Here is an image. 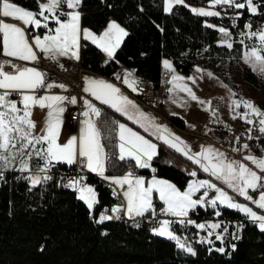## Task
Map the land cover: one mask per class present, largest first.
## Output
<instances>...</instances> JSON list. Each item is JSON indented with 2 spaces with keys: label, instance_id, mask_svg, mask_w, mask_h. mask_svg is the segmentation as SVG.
I'll return each mask as SVG.
<instances>
[{
  "label": "snow or ice",
  "instance_id": "snow-or-ice-1",
  "mask_svg": "<svg viewBox=\"0 0 264 264\" xmlns=\"http://www.w3.org/2000/svg\"><path fill=\"white\" fill-rule=\"evenodd\" d=\"M183 0H164V11L171 12L173 4H182ZM81 0H46L39 3V11L33 12L17 6L10 0H0V17L9 18L22 22L24 28L18 27L13 23H7L0 19V44H2V54L20 61L36 62L38 59L37 51L42 53L45 58L56 61L60 57L68 59H80L81 40L90 41L96 47L107 54L109 59L114 56L115 50L120 46L123 38L128 35L115 21L110 22L107 28L96 35L87 28L81 27V16L76 9L80 6ZM218 5H227L229 8L247 9L252 15L258 14L259 5L254 0H211L209 9ZM66 6L72 11L64 13L60 9ZM187 6V5H185ZM200 16L219 17L221 13L215 10L192 9ZM64 19H61V17ZM240 18L237 13L235 19ZM54 22L56 27H49V23ZM31 27L34 31L45 29V33L35 35L29 40L25 29ZM206 27H214L206 24ZM246 32H242L239 43L244 46L242 59L254 72L264 74V27L253 31L252 24H246ZM222 37L221 45L232 49L230 32L224 28L216 29ZM245 40H255L256 46L245 44ZM10 61L0 62V179H3V171H18L22 175L17 179L27 180L32 188L47 183L53 177L50 174L57 164H66L71 167L79 163L88 172L94 173L119 188L127 186L123 191L124 207L116 206L111 208V215L102 213L96 223H103L113 219H120L121 211L129 219L143 217L151 212L156 215L154 206V194L163 204L162 215L178 218L172 220H160L158 226L152 229L154 235L175 241L176 246L192 255H195L193 248L182 241L174 234L171 227L173 223L194 224L193 221L186 219L190 211L197 207H211L216 209L218 206L235 210L243 214L252 221L260 231L264 232V215L258 214L246 204L238 203L226 191L217 187L208 180H191L187 188L181 191L176 185L167 180L152 179L145 181L141 176L135 175L133 171H128L122 177L105 176L107 168L112 165V158L119 161H134L135 167L140 169L151 168V161L157 155V145L145 139L144 136L133 131L123 123L118 124L117 139L115 145L118 155L105 151L106 145L102 143L103 134L101 127L98 126V118L102 116L101 110L88 100H84L85 111L82 113L84 119L80 121L81 128L79 136H71L66 142H60L61 129L64 124V113L66 111L65 101L75 105L76 97H66L63 95L45 94L37 95L40 89L50 92L53 88H60L67 91L63 83H47V74L35 67H17L13 65L12 73L5 72L3 69ZM165 69L174 73L172 64L165 60ZM197 72L202 70L197 68ZM209 77L212 76L208 73ZM120 77L118 76L117 79ZM183 76L173 74L168 81L173 87L169 92L180 91L185 93L191 100L196 101L197 97L192 89L183 83ZM191 80L192 78L189 77ZM124 84L135 91L139 81L134 78L133 73L126 72ZM195 81L193 80V83ZM85 93L90 94L101 104L107 105L114 111L125 116L145 131L149 127L155 128L156 138L173 148L176 152L186 156L194 164H198L205 172L226 184L237 196L243 200L254 204L256 208L264 212V191L259 193L258 198H253L249 192H256L264 188V176L258 175L257 171L246 166L244 163L228 160L225 154L212 147H201L195 154L191 152V147L168 132L167 128L156 125L149 117L137 110L136 114H130L129 107L135 105L126 96L120 94V89L103 80L85 78ZM15 93L19 95V100L10 99ZM235 96V93L232 94ZM204 104V101H199ZM210 105L211 102L209 101ZM230 110L234 112L232 119L240 118L249 125L258 124V131L264 135V110H261L251 100L233 99ZM35 108L44 113L42 124L33 119ZM243 109V112L237 111ZM208 109L205 108V111ZM215 116V111L212 112ZM117 124L116 121H112ZM252 129H249V133ZM153 134V133H150ZM248 139H252L249 135ZM245 149L248 145H243ZM235 151V149H234ZM243 160L248 161L260 173H264V156L257 158L254 155H245ZM33 161H36L33 164ZM155 172V169H152ZM28 173V175H23ZM192 177H196L195 171L191 172ZM67 183H63V180ZM61 186L71 189L77 194V199L82 201L91 211L97 205L96 190L85 183L84 175L70 176L61 178ZM203 190L202 195L197 196ZM214 191L215 196L209 197V192ZM195 197V198H194ZM220 211H215V216L219 217ZM137 227L139 225H136ZM199 230L210 229L208 238H201L200 243H211L209 239L215 230L220 228L219 223L195 224ZM227 229H225V232ZM216 240L223 242V235L216 234ZM223 252L224 249H218Z\"/></svg>",
  "mask_w": 264,
  "mask_h": 264
},
{
  "label": "trees",
  "instance_id": "trees-1",
  "mask_svg": "<svg viewBox=\"0 0 264 264\" xmlns=\"http://www.w3.org/2000/svg\"><path fill=\"white\" fill-rule=\"evenodd\" d=\"M10 1L27 10H39L40 0ZM185 2L203 6L209 0ZM254 3L259 5L258 14L242 9L238 28L230 32L233 47L229 49L221 45L222 37L216 30L221 26L220 16H200L179 4L166 13L164 0H81L84 27L100 33L114 20L128 33L113 58L105 64L99 60L98 49L83 41L79 54L81 64L112 80L120 68H125L158 85L166 70L163 61H169L176 71L181 69L182 74L189 75L200 57L205 60V67L220 65L219 71L213 72L238 98L239 85L232 79L234 73H239L254 89L262 83L257 73L243 64L244 46L239 43L240 34L247 31L245 25L249 18L259 20L264 27V0H254ZM206 24L214 27H206ZM245 44L255 46L257 42L245 40ZM260 107L264 109V99ZM112 121L115 119L111 115L102 113L98 126L104 137L105 151L117 155V125ZM168 121L179 129L184 128L183 120L177 116ZM260 141L264 143V138ZM152 164L157 172L155 177L167 179L179 189L187 186L190 177L172 164L164 165L157 158ZM112 165L106 171L111 177L128 171L153 176L152 169L140 170L133 161H119L115 156ZM50 174L52 180L32 188L27 180L17 179L21 173H6V182L0 184V264H264V232L256 224H246L237 241L232 242V223L246 220L236 211L219 208L221 215L217 217L211 207H197L189 215L196 223L218 221L221 227L209 238L211 243L197 242L202 237L208 238L204 230L199 233L194 228L184 232L174 229V234L193 248L195 255H192L179 249L175 241L154 235L152 231L132 230L115 220L96 223L105 212L109 195L98 185L94 175L78 174L84 175L85 183L97 191L98 203L90 211L76 198L74 191L61 186V178L74 176L72 166L57 164ZM160 205L158 202L155 205L158 211ZM216 234L223 235V242L215 239ZM220 248L224 251L220 252Z\"/></svg>",
  "mask_w": 264,
  "mask_h": 264
},
{
  "label": "crops",
  "instance_id": "crops-1",
  "mask_svg": "<svg viewBox=\"0 0 264 264\" xmlns=\"http://www.w3.org/2000/svg\"><path fill=\"white\" fill-rule=\"evenodd\" d=\"M44 2H46V0H40L39 1V3H44ZM173 5H177V4H173ZM179 5H187V7L191 11H192V9H201V8H204L205 10H215V11H217L216 9H212V8L209 9L208 4L203 5V6H192V5H188L185 2V0H183V3L182 4H179ZM17 6H19V5H17ZM25 10H27V9H25ZM60 11L61 12H64V13H67V12H70L72 10L71 9H68L66 6H62L61 9H60ZM76 11H78L80 13V16H81V27L82 28H87V27H84L82 25V18L84 16V13L81 11L80 6L76 9ZM0 19H4L5 22H7V23H13V24H15L18 27L24 28V25L20 21L12 20V19H9V18H3V17H0ZM61 19H64V17L62 16ZM112 21H114V20H110L106 24L105 28L100 33H95L92 30H90L89 28H87V29H89L90 31H92L96 35H100L107 28V25L110 22H112ZM49 27L54 28V27H56V25L54 24V22H50L49 23ZM25 31H26V35L28 36L29 40L31 41V38L33 36H35V35H41L42 36L45 33L46 30L45 29H38V30H35L34 31L31 27H28V28L25 29ZM124 38H123V40H124ZM82 42H83V40H81V44H82ZM87 42L91 43L90 41H87ZM94 46L96 47V45H94ZM96 48L98 49L99 60H100L101 63L105 64L106 62H108L109 60H111L113 58L112 57L111 59H109V57L107 56V54L105 52H103L98 47H96ZM36 51H37V55H38V59H37L36 62L20 61V60H16L14 58H11V57H5V56H3V54H2V44H0V62L10 61V63H8V64L5 65V67H4L3 70L5 72L12 73L14 71L13 65H15L17 67H35L38 70H40L42 72H45L47 74V80H46L47 83H57V84L62 83L57 78H55V77H49L48 76L47 71L44 70V68L42 67L41 62H40V58H44V59H47V58H45V56L42 53H40L38 50H36ZM48 60H50V59H48ZM67 60H68V58H66V57H60V58H58V60H56L54 62H56L58 64H63ZM50 61H53V60H50ZM126 72L133 73V71H131V70L122 68L120 71H118L116 73L115 79H113V80L111 79L110 80L108 78H105V77H102V76L98 75L97 73H93V72L87 71L83 75L82 90L85 87V78L86 77L89 78V79L103 80V81H105L107 83H110V84L114 85L115 87L119 88L120 89V94L126 96L135 105V108H132L131 106L129 107L130 114L135 115L136 112H137V110H139L140 112L145 113L149 117L150 120H152V121L155 122L156 125H159V126H161L163 128H167V130H168L169 133H171L174 136H178L186 144L189 143V139L186 136H184L181 132H179L180 129L178 127H176L175 125L171 124L166 119H169L172 116H177V117L181 118L183 120V122H184V128L183 129L186 132H188V133H195V132L206 131L207 133L210 134V131H213V135H210V136H211V139L213 140L214 143H212L209 146H206L205 148L212 147L214 149H217V150L223 152L224 154H225V151H224L223 146H222L223 145V138L228 133H237V132H239L247 124V123L245 124V122L242 119H240V118L232 119V116L234 115V112H232L231 110L229 111V113L226 112L225 110H223V112L221 114L222 108H218V107H219V105L222 107V104H217L216 105V108H214L213 104L211 105L214 110L218 108V109H220V111H218V113L216 112V115L215 116L217 118L214 120V122L209 121L208 119H206V118L203 117L208 112H202L201 114H198L197 113V111L199 110V108L202 105L201 103H199V101H202L199 96H196L197 97V100L196 101L189 102L183 96L178 97L176 95V91H174L172 93L169 92V96L160 105H152V104H149L148 107L151 109V111H145V110L142 109V107L138 103H136L134 100H132L130 98V96H129V93L130 92H134V91L131 90L129 87H127L124 84V82H123L124 75H125ZM167 74H168V71H165L162 76H166ZM172 74H170L171 77H172ZM133 75H134V78L137 79L138 81L141 80V78H139L138 76H136L134 73H133ZM118 76L120 77L119 79H117ZM172 87H173V85L170 84V87L169 88H172ZM42 90L44 91L42 95H45V94H54V95H63L64 96V91L61 90L60 88H53V89L50 90V92H45L44 89H42ZM84 94L87 96L89 102H91L97 108H99L101 110V113H107L108 115H111V117H113L115 119V121L117 122V124H116L117 125L116 134L118 132V124L119 123H123L127 127L131 128L133 131H135L138 134L144 136L145 139H147L150 142L155 143L157 145V155L151 161V168H146V169H140L139 168L140 170L148 171V172L151 171V169L153 167V164L152 163L157 158V160H159L160 162H162L164 165H171L172 164L176 169H178L182 173L187 174L190 177L189 182L191 180H193V179H196V180H208V181L214 183L217 187H219L222 190L226 191L229 195L233 196V198L236 200V202L242 203V204H246L249 207H252L253 210L256 211L258 214L264 215V212H262L260 209L256 208L254 204H250L248 201L243 200L242 197L237 196L231 189H229L227 187L226 184L222 183L220 180L215 179L214 177H212L208 173H205L200 168V166L198 164H194L191 160L187 159L186 156L182 155L179 152H176L173 148H170L167 144H165L161 140L157 139L156 138V135H159V133H155V128L149 127V130L148 131H145L143 128L139 127L137 124L133 123L131 120L127 119L125 116H123L120 113L114 111L112 108L108 107L107 105L101 104L98 100H95L90 94L85 93V92H84ZM10 99H15V98H13L12 96H10ZM207 103L208 102H207V99H206V106H207ZM64 106L66 108V111H65L64 116H63L64 124H63L62 129H61L60 142H66L67 139L70 138L73 135H76L78 137L79 136V132H80V128H81V123L80 122L76 124V123H72V122H70L68 120L69 110L70 109L66 105H64ZM208 106H209V104H208ZM223 106H224V104H223ZM207 109H208V107H207ZM152 110L153 111H156L158 114L153 113ZM237 111L243 112V109L241 108V109H238ZM45 112H46V109L43 110V111L41 109H39V108H35L34 109L33 119L38 122V126L40 124H42V121L44 119V113ZM99 119L100 118H98V120ZM201 123H202V125H201ZM206 125H208V126H206ZM150 133H153V134H150ZM116 137H117V135H116ZM117 143H118V139H117ZM191 152L193 154L197 153L196 151H193L192 149H191ZM239 153L242 155V159L241 160H237V159H228V160H234V161H238V162L244 163L246 166L252 168L254 171H257L258 175H260V174H263L264 175V173H260L248 161L243 160V157L245 155L251 154V155L256 156L251 150H249V149H241V150H239ZM117 155H118V150H117ZM225 157H226V155H225ZM256 157L257 158H260L258 156H256ZM35 163H36V161H33V164H35ZM84 169L87 171L86 168H84ZM193 171H195L197 173L196 177H192L190 175V173L193 172ZM13 172L20 173L18 171H13ZM87 173L92 174V175H96V174L91 173V172H88V171H87ZM24 174L28 175V173H24ZM126 174H124V175H126ZM124 175L113 176V177L118 178V177H122ZM135 175L143 177L145 179V181H148V180L152 179L153 177H155V176L146 177V174H135ZM105 176H108V175H106V172H105ZM108 177H111V176H108ZM155 178L156 179L167 180V179L160 178V177H155ZM167 181L170 182L169 180H167ZM170 183H172V182H170ZM172 184H174V183H172ZM90 186H92V185H90ZM92 187L94 188V186H92ZM126 188H127L126 185L123 188H120L122 194H123V191L126 190ZM186 188H187V186L184 189H180V190L183 191ZM200 193H197V196H199ZM213 193H214V196H215V192L214 191H213ZM256 198H258V197H256ZM153 202H154V206L156 205L157 202L159 204H161L159 211L155 207L156 212L161 213V211L163 209V204L159 201L158 197L155 196V194H154V201ZM219 208H223V207H219L218 206L216 209H214V211H217ZM211 209H213V208H211ZM233 211H235V210H233ZM106 214L110 215L109 213H106ZM150 214H152V213L149 212V213H146L145 215H150ZM239 214L242 215V216H244L241 213H239ZM164 216H166V215H164ZM187 219L194 222V224H186L188 228H194V230L196 232H199V233L202 232V230H199V229H197L195 227V224H201V223H196L194 221V219H192L190 217H187ZM217 222L218 221H216L215 223H217Z\"/></svg>",
  "mask_w": 264,
  "mask_h": 264
},
{
  "label": "built area",
  "instance_id": "built-area-1",
  "mask_svg": "<svg viewBox=\"0 0 264 264\" xmlns=\"http://www.w3.org/2000/svg\"><path fill=\"white\" fill-rule=\"evenodd\" d=\"M211 0L208 2V6L210 5ZM212 9H216L221 13L220 17H222L221 27L226 28L229 32L235 31L238 28L239 19H235V16L237 13L241 14L242 9H235V8H229L227 5H218L215 6ZM251 23L253 28V31L259 30L261 27H263L262 23L255 19V18H249L247 20V24ZM40 61L42 65L44 66V70L47 71L49 77H55L59 81H61L66 87L67 91H64V96L66 97H76V104L72 105L65 101V105L70 109L69 110V116L68 120L72 123H79L81 120L84 119L82 113L86 110L84 107V100H88L87 96L84 94L82 90L83 85V75L85 72L89 71L87 70L82 64L80 59H68L63 64H58L54 61H50L48 59L40 58ZM122 68H120L118 71H120ZM182 72L181 69L175 70L176 74H180ZM172 74L168 72L166 76H162L160 79V82L158 85H156L152 81L148 80H140L139 85L136 88L134 92H130L129 96L132 100H134L136 103H138L145 111H151V109L148 107L149 104L152 105H159L161 104L169 95V87L170 84L169 81V75ZM43 90L40 89L36 94L42 95ZM13 98H15L17 101L19 100V95L13 93L11 95ZM256 106L261 108L257 102L252 101ZM261 110H264L261 108ZM153 112V110H152ZM259 125H248L239 133H228L223 141V149L225 151V155L227 159H237L241 160L242 155L239 153V150L245 149L243 145L247 144L249 150H251L256 156L262 157L264 156V143L260 141L264 137L259 131H258ZM252 129V131L249 133V129ZM249 135H251L252 139H248ZM213 140L206 136H195L192 140L189 142V146L193 151H200L201 147H206L211 145ZM235 149V151H234ZM74 169V176L78 175L82 172H87L84 168L81 167L79 163L72 165ZM153 176H157V172H154L152 174ZM261 176H264L263 174H260ZM94 177L98 181V185L108 191L109 200L106 205V209L104 213L111 214V208L116 206L124 207L126 205V202L124 201L123 194L119 187L112 184L109 179H103L98 175H94ZM6 182V173L3 172V179H0V184ZM67 183V180L64 182ZM261 191H264V188L258 189L256 192H249L253 198H256L259 196V193ZM203 190L201 191L200 195H202ZM209 197H214L213 191L209 192ZM200 209H206L207 207H199ZM194 213L193 211H190L189 215ZM120 218L125 219L127 221V228L132 230H145V231H152L153 228L158 226V222L160 220H172L175 221L178 218L171 217V216H164V215H145L143 217H136L135 219H129L124 211H121L119 214ZM189 217V216H188ZM187 219V218H186ZM244 219H238L232 223V227L230 230V238L232 242H236L240 231L246 227V224L248 225H254L252 221L245 218ZM208 223H211L209 220L203 221V224L207 225ZM136 225H139L138 227ZM180 226V230L182 232L186 231L188 229L186 224H180V223H173L172 228H177ZM204 231L208 235V232L211 231L210 229L205 228Z\"/></svg>",
  "mask_w": 264,
  "mask_h": 264
},
{
  "label": "rangeland",
  "instance_id": "rangeland-1",
  "mask_svg": "<svg viewBox=\"0 0 264 264\" xmlns=\"http://www.w3.org/2000/svg\"><path fill=\"white\" fill-rule=\"evenodd\" d=\"M255 46H256V44H255ZM205 63H206L205 60L198 57L196 59L194 68L192 69V71L190 72L189 75H184L182 73L179 74V76H183L185 78L183 83L187 84V86L192 89L193 93L196 96H199L200 99L205 102L204 104L201 105V107L197 111L198 114H201L202 112H208L203 117L208 119L209 121L214 122V120L217 117L212 115L213 111H215V113L216 112L218 113V111H220V109H218V108H222L221 114H222L223 110H225L226 112L229 113V111H230L229 106L231 104V101L233 99H240V98L248 99V100L257 102L260 106V101H262L264 99V74H260L258 72H255L262 79V83L259 87L254 89L242 78V76L239 73H234L232 75V79L236 83L237 86L239 85L238 88H239L240 97L237 98L236 96L232 95L234 93L232 91V89L228 85L223 83L213 72V70L219 71L220 65L218 64V65H215L214 67L208 68V67H205ZM243 64L248 66L247 64L244 63V61H243ZM41 65H42V63H41ZM42 67L44 68L43 65H42ZM197 68L201 69L202 71L197 72L196 71ZM208 73H211L212 76L209 77ZM176 75H178V74H176ZM169 77L171 78V75ZM189 77H191L192 79L190 80ZM170 78H169V80H170ZM141 80H147V79H141ZM193 80L195 81L194 83H193ZM148 81H151V80H148ZM176 95L178 97L183 96L187 99V101L193 102V100H191L183 92H180L177 90ZM206 99H207V102H209V101L211 102V104L209 106H208V103L206 106ZM212 104H213L214 108H216L217 104H222V107L219 105V107L214 110L213 107L211 106ZM223 104H224V106H223ZM207 107H208V111H205V108H207ZM142 109H143V107H142ZM153 113L158 114L156 111H153ZM166 120H169V119H166ZM201 125H202V123H201ZM208 125H206V126H208ZM246 126H247V124H246ZM243 129H241L239 132H241ZM179 132H181L184 136H186L189 139V142H190V140L195 138V136H201V137L208 136L211 138L210 134L207 133L206 131L188 133L184 129H180ZM239 132H237V133H239ZM3 172L7 173V172H13V171L5 170ZM156 214L159 215L158 212H156Z\"/></svg>",
  "mask_w": 264,
  "mask_h": 264
},
{
  "label": "bare ground",
  "instance_id": "bare-ground-1",
  "mask_svg": "<svg viewBox=\"0 0 264 264\" xmlns=\"http://www.w3.org/2000/svg\"><path fill=\"white\" fill-rule=\"evenodd\" d=\"M166 71V70H165ZM155 172H156V169H155ZM154 173V172H153ZM111 215V214H110ZM113 220H116V221H119L121 222L125 227H127V221H125V219L123 218H120V219H113ZM174 229H179L180 230V226H178L177 228H174ZM181 231V230H180Z\"/></svg>",
  "mask_w": 264,
  "mask_h": 264
},
{
  "label": "water",
  "instance_id": "water-1",
  "mask_svg": "<svg viewBox=\"0 0 264 264\" xmlns=\"http://www.w3.org/2000/svg\"><path fill=\"white\" fill-rule=\"evenodd\" d=\"M164 62V61H163ZM163 62H162V64H163ZM163 67H164V64H163ZM172 67H173V70H174V72H175V67L172 65ZM165 68V67H164Z\"/></svg>",
  "mask_w": 264,
  "mask_h": 264
}]
</instances>
